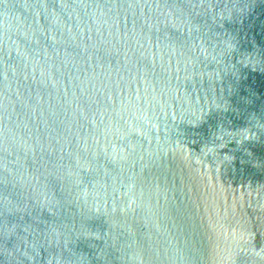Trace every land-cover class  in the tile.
Here are the masks:
<instances>
[{
    "label": "water",
    "instance_id": "obj_1",
    "mask_svg": "<svg viewBox=\"0 0 264 264\" xmlns=\"http://www.w3.org/2000/svg\"><path fill=\"white\" fill-rule=\"evenodd\" d=\"M0 264H264V0H0Z\"/></svg>",
    "mask_w": 264,
    "mask_h": 264
}]
</instances>
